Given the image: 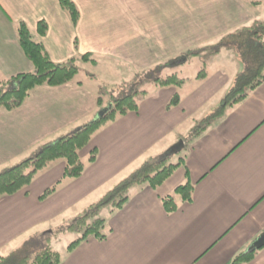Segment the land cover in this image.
<instances>
[{
    "label": "crops",
    "instance_id": "0c3cea01",
    "mask_svg": "<svg viewBox=\"0 0 264 264\" xmlns=\"http://www.w3.org/2000/svg\"><path fill=\"white\" fill-rule=\"evenodd\" d=\"M70 1L80 13L76 25L60 0H0V79L33 71L19 42L24 24L54 63L78 59L80 64L98 65L121 59V64H128L135 59L132 68L141 76L154 71V84L138 112L98 131L81 151L85 171L80 178L62 179L65 162L58 160L26 189L0 198V257L24 248L40 249L47 239L53 247L72 220L172 136L158 154L167 158L182 139L176 131L244 71L235 50L222 49L210 56V71L206 64L202 74L183 77L179 88L154 82L180 76V70H171L163 77L166 64L170 69L187 67L189 57L181 54L215 45L210 35L192 32L191 26L195 14H204L214 2L220 4L217 0ZM249 4L259 2L225 0L224 12L245 15L240 22L246 25L237 29L264 21L246 11ZM41 23L47 26L43 36L38 33ZM180 26L184 32H178ZM88 54L96 63L81 60ZM203 57L198 55L200 65ZM129 80L134 82L135 76ZM176 93L180 104L168 110ZM98 96L75 79L59 87H36L20 108L0 109V169L34 157L46 143L92 122L99 112ZM111 108L110 102L103 105L106 111ZM196 136L183 149L186 160L171 178L156 190L147 185L135 188L121 210L109 212V237L103 242L91 238L72 253L66 250L62 264H231L237 255L257 249L264 236V83ZM94 150L97 159L89 163ZM61 180L57 191L41 201L42 194ZM187 181L194 186L192 202H180L179 209L168 214L162 199ZM249 264H264V248Z\"/></svg>",
    "mask_w": 264,
    "mask_h": 264
},
{
    "label": "trees",
    "instance_id": "16d2710c",
    "mask_svg": "<svg viewBox=\"0 0 264 264\" xmlns=\"http://www.w3.org/2000/svg\"><path fill=\"white\" fill-rule=\"evenodd\" d=\"M60 4L67 10L71 21L76 25L80 19V13L75 4L70 0H60ZM38 31L41 36L46 35V24L41 23ZM18 36L24 53L33 65V71L9 79H0V109L8 111L20 108L29 97L30 92L36 87L43 85L63 86L74 81L79 73L78 59H71L65 63H54L43 44L34 40L32 33L24 24L20 26ZM222 49H234L244 64V71L238 75L234 87L221 101L220 106L204 120L206 125L201 127V130L196 134L197 136L212 125L214 121L223 117L228 109L244 102L264 83V21L255 22L251 26H243L228 34L219 43L216 52ZM90 57L89 54L84 55L81 60L96 63ZM154 82L162 88H179L184 85L185 80L173 75L165 79L156 78ZM147 95L148 92L133 87L125 96L116 99L111 97L112 109L102 117L56 142L46 143L34 157L4 170L0 174V198L13 196L26 189L39 172L58 160L65 162L62 179L80 178L85 171V164L80 159L81 151L90 144L98 131L129 113L138 112L140 104ZM180 101V95L176 93L167 109L178 106ZM103 102V97L98 96L97 106L99 110L103 109ZM186 157V154L183 153L177 163H170L169 157L148 160L134 173L115 185L97 203L90 205L63 230L81 234L79 239L68 246L67 253H72L91 238L99 242L105 241L112 230L109 228L107 220L100 217V213L105 209H110L111 213L121 210L131 198L132 191L137 187L147 185L153 190L158 189L182 166ZM96 159L97 153L94 150L88 162L93 163ZM61 183L62 180L46 190L40 200L44 201L53 195ZM193 191L194 186L189 181L178 186L173 194L162 199L165 211L172 214L179 209L180 202L191 203ZM49 241L51 240L47 239L42 248L32 252L23 249L1 256L0 264H62L61 254L50 245ZM258 251L241 253L235 257L231 264H249L254 261Z\"/></svg>",
    "mask_w": 264,
    "mask_h": 264
},
{
    "label": "rangeland",
    "instance_id": "374dc122",
    "mask_svg": "<svg viewBox=\"0 0 264 264\" xmlns=\"http://www.w3.org/2000/svg\"><path fill=\"white\" fill-rule=\"evenodd\" d=\"M216 2H220L221 5L219 3L214 2L213 4L209 5L210 7L208 9L204 10V14L202 15L195 14L194 19L192 21L193 25L191 26L192 32H201L204 37L210 35V39L214 41L212 45L214 44L215 45L213 47L212 46L210 47L211 45L210 44L207 48L201 49L199 53L188 52L181 54V56L189 57V62L187 64V67L183 70L180 69V67L176 69L175 68L170 69V67L168 68V65L166 64L165 66L167 67V70L164 68L165 73L163 77L166 75H170L171 70L173 71L180 70L179 78L184 80V78L190 77L191 75H193V73H196L197 71L199 72V74H202L203 71L207 70L205 67L206 64H207V68H209L208 71H210L212 69L211 66L213 60L210 59V56L216 53L219 43L228 34L233 33L238 27H240L241 25H246L245 21L240 22L242 21L243 16H245L243 13L238 14L233 10L232 11L233 15H232L228 11L229 9H226V11L224 12L223 10L225 9V0H217ZM257 2H259V4L247 5L246 9L248 10L246 11H249L252 14L257 13L260 19L261 17H264V0H257ZM229 8L232 7L229 6ZM179 28L180 29L178 30V32H184L183 27L180 26ZM188 32H191L190 29H188ZM195 36H197V34ZM210 39L207 41V43L211 42ZM218 40L219 43L216 44V41ZM198 55L205 57V58L203 57L201 60V62L203 63L202 65L199 64V61L197 59ZM133 61L128 63L130 64V66L127 63L121 64V59L114 61L103 60L98 65H91L85 63L80 64V62H78L77 65L79 67V73L77 74L75 79L83 82L85 85H88L91 89L97 92V94L100 97H103V101H104L103 105H107L109 101H111V97L116 99L129 94L130 89H132L133 87L134 88L137 87V89L140 88V90L142 91H150L151 87H153L154 84L152 82L154 80L153 77H155L154 71H151L148 74L141 76V72L139 70L132 68L133 65L135 66V63ZM137 64L138 63H136V65ZM132 76H135L134 82L128 83V81H130L129 79ZM143 82H145V84L142 85ZM234 84L235 82L230 86H227L225 88V91L222 92V94L216 96L211 102H209V104L205 106L203 111L195 115L192 119L187 121L186 124L181 126L176 131L175 135L178 133L179 137L182 139L173 145L174 148L172 152L168 154L167 157H169L170 163L178 162V159L180 157L179 153L183 150L182 142L185 141V143L188 144V142L194 139L197 132L201 130V127L206 125L204 120L209 117L208 115H212L215 112L214 110H216L220 106L221 100H223L226 97V95L234 87ZM189 87L190 85H187L186 88ZM172 139L173 138L171 136V139H168L167 141L160 144L159 148H155L151 150L150 155H148V157L145 159L147 160H154V159L156 160V158L158 159V157L160 156L158 154L162 151L160 150L161 147L163 146L168 147L170 140ZM181 156H183V154H181ZM152 157H154V159H151ZM147 160H144L139 167H141L143 163L147 162ZM6 169H0V174ZM109 212L110 209L103 210L100 213V217L107 219L109 217ZM66 232H67L66 235L61 236L59 239L55 240L53 244L54 249L58 251L61 255H64L65 251L68 249V246L71 243L75 242L77 239H79L81 235L75 232L74 233L68 231Z\"/></svg>",
    "mask_w": 264,
    "mask_h": 264
},
{
    "label": "water",
    "instance_id": "95a60500",
    "mask_svg": "<svg viewBox=\"0 0 264 264\" xmlns=\"http://www.w3.org/2000/svg\"><path fill=\"white\" fill-rule=\"evenodd\" d=\"M104 114V112H100L98 115H97V118L96 119H99L100 117H102V115ZM264 247V236L258 240L257 244H256V248L257 249H261Z\"/></svg>",
    "mask_w": 264,
    "mask_h": 264
}]
</instances>
